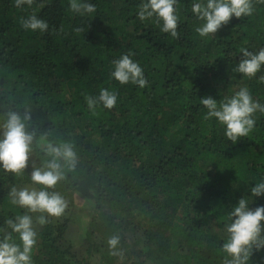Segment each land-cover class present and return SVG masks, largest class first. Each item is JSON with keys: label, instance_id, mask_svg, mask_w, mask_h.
Here are the masks:
<instances>
[{"label": "trees", "instance_id": "obj_1", "mask_svg": "<svg viewBox=\"0 0 264 264\" xmlns=\"http://www.w3.org/2000/svg\"><path fill=\"white\" fill-rule=\"evenodd\" d=\"M83 2L96 12L73 13L69 0H34L19 9L0 0V124L8 111L27 112L34 133L21 174L0 166V228L24 213L10 203L13 187L40 190L30 173L48 159L44 145L69 142L78 163L54 189L68 208L35 226L33 264H90L67 237L77 195L94 204L83 245L89 256L107 264H223L232 208L241 198L252 210L264 206V195L250 191L264 181V114L257 112L253 131L233 144L224 126L204 119L200 100L220 102L247 88L264 104V65L251 79L233 71L241 49L264 48V0H253L251 16L232 17L206 38L195 32L202 22L191 7L198 0H178V39L139 20L144 0ZM32 14L48 23L46 32L21 27ZM124 54L143 69L144 88L111 77ZM101 89L114 91L117 102L93 113L85 97ZM113 234L120 235L122 259L109 255ZM248 264H264V249H254Z\"/></svg>", "mask_w": 264, "mask_h": 264}, {"label": "clouds", "instance_id": "obj_2", "mask_svg": "<svg viewBox=\"0 0 264 264\" xmlns=\"http://www.w3.org/2000/svg\"><path fill=\"white\" fill-rule=\"evenodd\" d=\"M33 3L34 0H14L18 9ZM177 3L178 0H144L139 6L138 18L141 21L152 20L161 32L178 39ZM69 8L80 15L96 12L95 5L83 0H69ZM253 11V0H198L191 7V12L202 22L195 29L201 38L214 36L232 17L241 19L251 16ZM20 23L24 30L32 32H46L49 28L48 23L35 14L22 17ZM241 52L242 58L233 71L251 79L264 65V48L255 53L247 49H241ZM113 67L111 77L121 85L131 83L140 88L147 85L143 69L129 54L114 60ZM259 82L264 83V75L259 77ZM85 100L88 108L95 113L98 105L109 110L114 108L117 94L101 89L98 96H86ZM200 103L207 109L204 119L214 118L224 126L225 136L233 144L253 131L257 112L264 114V104L254 101L247 88H240L220 102L206 97ZM5 116L6 120L0 124V166L6 172L21 174L28 167L34 142V133L26 127L31 116L27 112L21 115L15 111L6 112ZM44 152L48 159L41 166H34L30 173L31 182L41 186L40 190L13 187L9 192L10 203L23 209L24 213L7 219L5 226L0 228V233H3L0 236V264H33L32 253L38 238L35 226L43 227L50 222L49 218H60L68 208L65 198L54 189L65 179V171H74L77 166L75 146L69 142H47ZM250 191L252 197L264 195V181L256 183ZM249 205L248 198H241L229 214L230 222L225 224L226 238L220 249L224 255L223 264H248L254 249H264V206L252 210ZM107 245L109 255L123 258L119 234L111 235Z\"/></svg>", "mask_w": 264, "mask_h": 264}, {"label": "rangeland", "instance_id": "obj_3", "mask_svg": "<svg viewBox=\"0 0 264 264\" xmlns=\"http://www.w3.org/2000/svg\"><path fill=\"white\" fill-rule=\"evenodd\" d=\"M16 188H28L30 190H38L33 185H19ZM93 209V201L77 195L75 207L71 209V212L75 217V223L70 228L67 237L76 248H81L80 251L82 257H85L90 262V264H107V261H105V259L101 255L94 253L89 256L83 248L85 239L87 237L89 221L93 213Z\"/></svg>", "mask_w": 264, "mask_h": 264}]
</instances>
